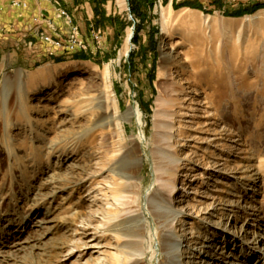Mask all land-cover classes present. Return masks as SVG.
<instances>
[{
	"label": "rangeland",
	"instance_id": "1",
	"mask_svg": "<svg viewBox=\"0 0 264 264\" xmlns=\"http://www.w3.org/2000/svg\"><path fill=\"white\" fill-rule=\"evenodd\" d=\"M136 1L90 59L0 50V264H162L167 205L182 264H264V7L224 13L264 0Z\"/></svg>",
	"mask_w": 264,
	"mask_h": 264
},
{
	"label": "crops",
	"instance_id": "2",
	"mask_svg": "<svg viewBox=\"0 0 264 264\" xmlns=\"http://www.w3.org/2000/svg\"><path fill=\"white\" fill-rule=\"evenodd\" d=\"M11 1L0 0V26L7 29V32L0 33V50H18L20 52L18 59L24 58L27 61L40 56H48L45 50L47 43L37 39L31 32L32 29L36 28V31L42 29L45 33L55 37L59 35L62 39L66 37L68 28L63 20L56 16L54 1H59L61 8H64L70 14L73 23L78 26L82 36L85 34L91 36L92 29L97 28L100 30L101 23H99V19L112 20L119 12L117 9L119 5H117L116 0H19L27 3L24 8L11 6ZM216 1L221 3L220 0ZM168 2L170 3L172 0H166L165 3ZM40 15L45 21H51L57 31H54L52 26H49L46 22L36 23L34 18ZM27 39L31 40L32 43L34 42V49L28 48L26 45ZM54 49V56L65 59V57L71 55V52H67L62 48ZM49 59H52V57Z\"/></svg>",
	"mask_w": 264,
	"mask_h": 264
},
{
	"label": "bare ground",
	"instance_id": "3",
	"mask_svg": "<svg viewBox=\"0 0 264 264\" xmlns=\"http://www.w3.org/2000/svg\"><path fill=\"white\" fill-rule=\"evenodd\" d=\"M60 12H61V14H64L66 21L69 22L70 29L71 30H77V33L79 34L78 26L73 23V20H72V17L70 16V14L64 8H61V7H60ZM130 34L131 33L129 32L127 39L130 38ZM43 35H44V37H52L51 35L46 34V33H43ZM161 57H162L164 62H170V57H169L168 53L162 52ZM178 100H179L178 96H173V98L169 97V98L165 99L159 94L155 99V105L157 108L154 109V114H156L158 117L160 116V117L171 119V115H173V111L175 110V109H173V106L178 102ZM124 114H125L126 118H129L132 115L138 114V112H137L136 108H134L133 106H129ZM168 120H161V121L158 120L156 124L158 127H163L164 125L169 123ZM161 155H162V157H161L162 161L164 162L163 164H165V166L169 165L170 160L166 156V154L162 152ZM165 185H167L169 187H173V185H171L170 183H166ZM182 190L187 191V183L182 182L181 187L178 188V192L176 194L181 193ZM168 193H170V192H168ZM162 201H163V199H162ZM160 214L163 218H165V221H164L165 227H163L162 233L160 235V239L157 240L158 249L164 255V261L162 262V264H182L180 262V249H179L178 237L176 234L171 232V226H172L173 221L176 218V212L172 211L170 209V207H168V205H167V207H163V210H161ZM138 229L139 230H137V231L135 230L134 233H136V235H141V230H140V228H138ZM138 241L140 242L141 240H138ZM125 253H126L127 257L129 258L130 252L129 253L125 252Z\"/></svg>",
	"mask_w": 264,
	"mask_h": 264
},
{
	"label": "built area",
	"instance_id": "4",
	"mask_svg": "<svg viewBox=\"0 0 264 264\" xmlns=\"http://www.w3.org/2000/svg\"><path fill=\"white\" fill-rule=\"evenodd\" d=\"M221 3L227 4V3H232L235 2L237 0H220ZM27 3L25 1H19V0H12L11 1V6L13 7H26ZM56 16L60 19L63 20V22L67 25V33H66V37L64 39H62L59 35L58 36H52V37H44L43 33H38V39L40 41H43L45 43H47V45H50V47H46L47 50H50L51 47L53 48H62L67 52H74L77 50H81V49H85L87 47V44L85 43L82 34H78L77 30H71L70 29V25L69 22L66 21V18L64 16V14H61L60 12V6L57 8L56 10ZM34 21L36 23L38 22H48L49 26H52V29L54 31H57V29L55 28L54 24L47 20L45 21V19L42 17V15H40L39 17L34 18ZM32 31L36 32V28L32 29ZM100 30L97 29H92L91 30V36L93 37L94 41L97 44H100L101 41V36L99 35ZM29 43L27 44V46L29 47L32 44V41H28ZM50 55L54 54L53 52H49Z\"/></svg>",
	"mask_w": 264,
	"mask_h": 264
},
{
	"label": "trees",
	"instance_id": "5",
	"mask_svg": "<svg viewBox=\"0 0 264 264\" xmlns=\"http://www.w3.org/2000/svg\"><path fill=\"white\" fill-rule=\"evenodd\" d=\"M153 1L154 0H151V3H153ZM162 1H163V3L166 2V0H162ZM148 3H150V2H148ZM176 4L179 7H181V6H191V7H194V8H198V9L204 10L203 6L201 4L199 5V4H196L195 2H191V1L184 0V1L178 2ZM143 5H144V3L141 2L140 0L136 1L135 8H133V7L131 8L132 12L135 11L138 15L142 16L143 12H142V9H140V8ZM262 7H264V2L256 1V2H253L251 5H249V6L245 7V8H238V9H234V10H231V11L225 10L224 13L227 14V15H230V16L238 17V16L244 15L246 13H251V12L257 10L258 8H262ZM71 57L74 58V59H90L89 55L84 54V53H79L77 51L72 52L71 53ZM53 60L59 62V61H63L64 59L62 57H59V56H54Z\"/></svg>",
	"mask_w": 264,
	"mask_h": 264
}]
</instances>
